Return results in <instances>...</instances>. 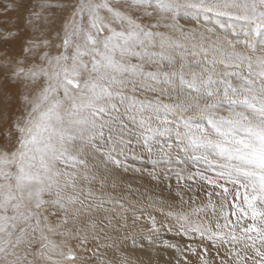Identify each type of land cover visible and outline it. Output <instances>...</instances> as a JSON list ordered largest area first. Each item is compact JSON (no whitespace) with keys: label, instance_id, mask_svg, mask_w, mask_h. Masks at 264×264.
Here are the masks:
<instances>
[{"label":"snow or ice","instance_id":"snow-or-ice-1","mask_svg":"<svg viewBox=\"0 0 264 264\" xmlns=\"http://www.w3.org/2000/svg\"><path fill=\"white\" fill-rule=\"evenodd\" d=\"M16 7L27 13L30 34L19 54L0 51V264H113L107 250L119 256L115 264H144L135 251L145 245L129 233L123 204L115 213L117 202L103 192L110 178L116 187L114 173L128 171L133 128H174L202 153L203 171L175 175L178 184L207 186L208 203L169 211L177 231L210 241L219 264H264V0H20ZM59 13L66 15L57 26ZM187 16L237 23L230 31L185 30ZM86 149L93 160L104 157L103 174ZM176 196L181 208L197 199ZM208 211L214 226L190 218ZM138 219L133 214V224ZM149 231H159L155 218ZM162 247L174 250V264H191L186 252L217 264L207 247Z\"/></svg>","mask_w":264,"mask_h":264},{"label":"rangeland","instance_id":"rangeland-1","mask_svg":"<svg viewBox=\"0 0 264 264\" xmlns=\"http://www.w3.org/2000/svg\"><path fill=\"white\" fill-rule=\"evenodd\" d=\"M41 2L42 0H32V4L36 6ZM19 3L20 0H0V51L7 49L12 54H19L24 39L30 34V29L24 24V16L27 13L16 7ZM64 15L66 14H58L57 26H59V19ZM217 18H220L222 22L220 29L218 31L215 30L217 32L230 31L229 29H232L233 25L237 23L229 17ZM216 21L215 19L214 23ZM180 23L185 30L201 28L198 21L191 16H189V19L188 17L181 19ZM225 27L228 30H225ZM163 30L161 29V31ZM200 30H204V28ZM16 31H19L18 36L8 40L4 39L9 32ZM237 38L242 40L243 35L241 34ZM192 59V57H189V60ZM164 70L171 69L165 68ZM137 96L140 99L154 100L156 98V94L151 92H137ZM163 102L172 103L173 99L169 95H165ZM165 115L169 121L175 122L178 120L171 113H161V117ZM158 125L159 122L153 119V128ZM126 139L131 141L126 149L127 160L125 162L128 165V171L118 170L114 173L116 187L113 188L111 186L113 181L110 178L108 186L103 189V192L106 198L110 196L117 202L115 204V213L121 211L120 204H123L124 214L128 218L129 233L135 235L137 240L145 245L144 249L135 251V256L139 257L144 264H174L176 256L174 250L162 247V244L167 241L178 244L181 247H195L198 253L204 247H207L210 258H216V250L212 247L210 241L201 238L199 234H184L181 231H177L179 225L173 217L167 215L169 211L178 212L182 210L191 213L193 208L207 205V186L197 188L193 181H180L178 184L175 175L177 172L186 175L196 171H203L206 165L204 160L201 159V151L189 146L187 138L182 135L178 136L174 128L168 132L161 130L159 132H144L143 134L140 130L133 128L130 133L126 134ZM85 151L88 153L89 164L93 171L103 174L106 171L103 166L104 157L96 153L94 155L97 157L93 160L91 149H86ZM150 173L155 174L159 179H153ZM165 177H171V179L169 180ZM185 183L192 185L191 192L183 187ZM177 191H181L186 200H189L193 194H195L197 199L194 203L189 202L181 208L179 197L176 196ZM214 202L219 203L215 198ZM133 214L139 218L135 224H133ZM152 218H155L156 227L159 229L158 232L149 231ZM190 218L203 221L205 224L211 223L213 226L216 223V217L212 215L211 211H208L206 215L201 214L199 217L190 216ZM147 237L154 239L155 244L152 247L148 246ZM130 243V240L122 242L121 248ZM223 254V250H221V255ZM185 255H188L191 264H199L197 256H193L188 252ZM103 258L106 260L111 259L113 264H115L119 256L112 250H107V254ZM216 259L217 264H219L218 258ZM91 264H95V261L91 262Z\"/></svg>","mask_w":264,"mask_h":264},{"label":"bare ground","instance_id":"bare-ground-1","mask_svg":"<svg viewBox=\"0 0 264 264\" xmlns=\"http://www.w3.org/2000/svg\"><path fill=\"white\" fill-rule=\"evenodd\" d=\"M188 17V19H189V16H187ZM187 19V18H186ZM185 19V20H186ZM192 19V18H191ZM194 19V18H193ZM217 20L215 23H214V20ZM192 22H194V21H192ZM198 24L200 25V27L201 28H204V29H206V28H213L214 30H219L220 28V25H222V22H221V20H220V18H217V17H213L212 18V20H210V21H206L205 19H204V17L202 16V18H200L199 19V21H198ZM200 28V29H201ZM225 30H228V29H226V27H225ZM229 30H231V29H229ZM20 44V43H19ZM146 99V98H145ZM100 156V155H99ZM97 157V156H96ZM95 157V158H96ZM173 252V251H172ZM169 253V252H168ZM164 254V253H163ZM175 254V253H174Z\"/></svg>","mask_w":264,"mask_h":264}]
</instances>
